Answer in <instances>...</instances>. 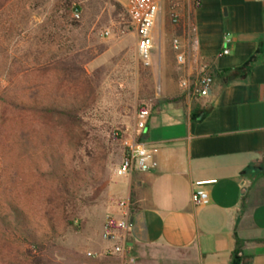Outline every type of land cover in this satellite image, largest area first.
I'll use <instances>...</instances> for the list:
<instances>
[{
  "label": "crops",
  "instance_id": "0c3cea01",
  "mask_svg": "<svg viewBox=\"0 0 264 264\" xmlns=\"http://www.w3.org/2000/svg\"><path fill=\"white\" fill-rule=\"evenodd\" d=\"M155 1L162 88L141 139L156 167L122 178L130 251L116 264H264V0ZM203 73L206 96L192 91ZM198 188L208 203L193 201Z\"/></svg>",
  "mask_w": 264,
  "mask_h": 264
},
{
  "label": "rangeland",
  "instance_id": "374dc122",
  "mask_svg": "<svg viewBox=\"0 0 264 264\" xmlns=\"http://www.w3.org/2000/svg\"><path fill=\"white\" fill-rule=\"evenodd\" d=\"M137 41L126 9L112 0H7L0 9V96L45 105L67 103L81 91L93 96L89 83L95 91L87 115L91 141L82 152L87 169L80 182L79 230L69 229L49 246L48 257L57 263H117L100 243L122 200L117 169L123 140L132 136L137 111L155 107L162 88L161 68L143 62ZM66 66L72 67L68 73ZM58 150L72 158L67 140L38 119L0 125V210L18 204L36 227H44L41 194L53 181ZM3 238L0 232V264H12Z\"/></svg>",
  "mask_w": 264,
  "mask_h": 264
},
{
  "label": "trees",
  "instance_id": "16d2710c",
  "mask_svg": "<svg viewBox=\"0 0 264 264\" xmlns=\"http://www.w3.org/2000/svg\"><path fill=\"white\" fill-rule=\"evenodd\" d=\"M112 1L118 9H125L121 4ZM5 3L7 0H0V9ZM65 65L66 62L63 66ZM70 70L72 67L66 66L64 72L68 73ZM13 73L10 70L9 74ZM87 87L91 89L93 96L81 91L67 103L26 104L12 95L0 96L1 126L7 120L20 121L25 116L38 119L67 140V148L72 153V158L68 160L58 150L57 166L52 172L53 181L41 194L44 227H36L28 211L18 204L9 203L8 210H0V232L4 235V246H10L12 250L9 252L12 264H60L48 257L49 246L69 229L79 230L76 219H79L81 203L80 182L87 169L83 164L82 152L91 141L92 130L88 125L87 115L96 102L93 87L90 83ZM92 136L95 140L93 143L98 144L97 135Z\"/></svg>",
  "mask_w": 264,
  "mask_h": 264
},
{
  "label": "built area",
  "instance_id": "2783aa9c",
  "mask_svg": "<svg viewBox=\"0 0 264 264\" xmlns=\"http://www.w3.org/2000/svg\"><path fill=\"white\" fill-rule=\"evenodd\" d=\"M197 1L199 2V0ZM126 11L138 36V54L146 65H150L152 49L154 48L152 31L160 13L159 4L155 0H132ZM73 15L76 19H80L81 10L76 8ZM173 21L178 22V15H173ZM222 38L225 44L223 54L227 55L230 53L228 44L231 42L232 37L230 33H225ZM174 48L177 51L180 49L178 40L174 41ZM179 60H182V55H179ZM213 81L210 74L203 73L192 85V91L206 96L211 90ZM181 86L190 88V81L183 80ZM150 113L151 108L149 106L140 108L136 113L132 136L123 140L124 153L122 162L117 169L120 176L129 175L135 171L146 172L156 167V163L151 160L146 143L141 139ZM203 183L201 182L199 185ZM192 199L197 205H203L209 202V195L206 190L198 188L193 192ZM118 206L121 209L122 216L120 218L109 217L104 226V239L112 243V246L106 249V253L110 255L126 254L130 251L128 244L129 229L131 227L130 202L121 200Z\"/></svg>",
  "mask_w": 264,
  "mask_h": 264
}]
</instances>
